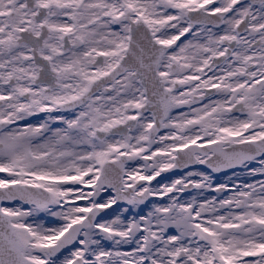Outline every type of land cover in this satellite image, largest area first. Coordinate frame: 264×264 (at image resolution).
<instances>
[{
    "label": "snow or ice",
    "instance_id": "snow-or-ice-1",
    "mask_svg": "<svg viewBox=\"0 0 264 264\" xmlns=\"http://www.w3.org/2000/svg\"><path fill=\"white\" fill-rule=\"evenodd\" d=\"M0 174V264H264V0H0Z\"/></svg>",
    "mask_w": 264,
    "mask_h": 264
},
{
    "label": "rangeland",
    "instance_id": "rangeland-1",
    "mask_svg": "<svg viewBox=\"0 0 264 264\" xmlns=\"http://www.w3.org/2000/svg\"><path fill=\"white\" fill-rule=\"evenodd\" d=\"M35 119V118H33ZM255 166V165H253ZM193 171H201L204 172L205 174H210L213 178V183L214 184H221V183H230V182H240V181H244V180H248L249 182H252L253 178L252 177H248L245 173L244 170H237L229 175L226 176H220V177H215L212 173H210L209 171H207L206 169L200 168L199 166H197L195 169H193ZM236 174H240L239 176H235ZM181 176V175H180ZM180 176H172L169 178H166L165 180H163L162 182H160V184L163 183H170L173 179L175 178H179ZM235 176V177H234ZM196 190H192L190 193L187 194H182V199L184 200H188L191 199V196L195 193ZM105 196H107V193H105ZM157 203H166L167 202V197L164 198L163 201H154ZM151 207V203L148 204L147 207L145 206H141V210L143 213H146ZM115 208V206H114ZM109 212H111L112 210H108ZM174 231V230H173ZM106 248H111V245L108 242H105ZM122 250H131L130 247H126Z\"/></svg>",
    "mask_w": 264,
    "mask_h": 264
},
{
    "label": "water",
    "instance_id": "water-1",
    "mask_svg": "<svg viewBox=\"0 0 264 264\" xmlns=\"http://www.w3.org/2000/svg\"><path fill=\"white\" fill-rule=\"evenodd\" d=\"M196 165H193V166H191V168H194ZM202 167H205V166H203V165H201ZM206 168V167H205ZM233 170H237V169H229V170H227V171H225V172H220V173H214L215 175H220V174H222V173H228V172H231V171H233ZM186 171V170H185ZM174 173H181V171L180 170H173V171H171V172H169V173H164V174H162V176L161 177H158L157 178V181H153V183H157V182H159L160 180H162L164 177H166V176H168V175H171V174H174ZM190 191V190H189ZM186 192H188V191H186Z\"/></svg>",
    "mask_w": 264,
    "mask_h": 264
},
{
    "label": "bare ground",
    "instance_id": "bare-ground-1",
    "mask_svg": "<svg viewBox=\"0 0 264 264\" xmlns=\"http://www.w3.org/2000/svg\"><path fill=\"white\" fill-rule=\"evenodd\" d=\"M244 173L246 174V172H245V171H244ZM239 175H240V174H236L235 176H239ZM235 176H234V177H235ZM104 246L106 247V245H105V244H104Z\"/></svg>",
    "mask_w": 264,
    "mask_h": 264
},
{
    "label": "flooded vegetation",
    "instance_id": "flooded-vegetation-1",
    "mask_svg": "<svg viewBox=\"0 0 264 264\" xmlns=\"http://www.w3.org/2000/svg\"><path fill=\"white\" fill-rule=\"evenodd\" d=\"M0 175H3V174H0Z\"/></svg>",
    "mask_w": 264,
    "mask_h": 264
}]
</instances>
